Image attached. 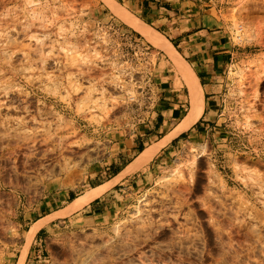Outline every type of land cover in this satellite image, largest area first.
Segmentation results:
<instances>
[{
	"label": "rangeland",
	"instance_id": "obj_1",
	"mask_svg": "<svg viewBox=\"0 0 264 264\" xmlns=\"http://www.w3.org/2000/svg\"><path fill=\"white\" fill-rule=\"evenodd\" d=\"M192 1L223 49L148 24L199 77L200 118L125 183L111 233L57 229L26 256L49 186L77 184L109 139L153 123L158 48L77 0H0V264H264V0Z\"/></svg>",
	"mask_w": 264,
	"mask_h": 264
},
{
	"label": "crops",
	"instance_id": "obj_2",
	"mask_svg": "<svg viewBox=\"0 0 264 264\" xmlns=\"http://www.w3.org/2000/svg\"><path fill=\"white\" fill-rule=\"evenodd\" d=\"M77 1L83 4L86 3L89 6V11L96 13V17H110L123 21L111 10L109 4L104 0ZM111 2L118 8H125L128 12V7L138 9L139 12L144 14V18L135 16L131 12L129 13L142 21L145 26L147 25L152 29L154 28L148 23H153L161 29H167L184 49H223L221 48V34L212 30L213 26L217 25L218 19L211 18L204 13L200 14L192 0H111ZM104 10L106 12H103ZM123 22L129 26L131 32L143 36L140 31L125 21ZM178 23H182L183 25H178ZM170 43L172 44V42ZM194 53V51H190V54ZM204 70V68L201 69V71ZM154 74L160 86L161 100L157 102L158 106L151 114L153 123L129 134L128 137L121 136L122 138L116 141L109 139L106 146V160H96L95 165H89L82 180L72 187L62 190L59 187H53L51 184L48 196L32 211L34 218L30 220V226L40 219L68 208L77 198H80L86 192L104 186L114 180L126 170L139 154L159 142L160 139L173 131L181 123L186 115L182 116L184 104L181 87L183 86V82L184 84L186 83L177 70L173 59L162 49L156 51ZM207 78L208 76H204V81ZM158 152L147 164L142 165L135 171L126 172L122 177L109 185L110 187L108 186L105 191L84 206L71 211L63 217H51L48 219L46 224L40 227L34 234L26 256H32L37 251L34 246L39 239V234H42L40 236L41 242L47 237L49 232L57 229L111 233L116 226L118 216L125 212L120 211L125 183L139 176L138 172L145 166L148 167ZM36 209L40 211H36ZM31 247L33 248L31 249Z\"/></svg>",
	"mask_w": 264,
	"mask_h": 264
},
{
	"label": "bare ground",
	"instance_id": "obj_3",
	"mask_svg": "<svg viewBox=\"0 0 264 264\" xmlns=\"http://www.w3.org/2000/svg\"><path fill=\"white\" fill-rule=\"evenodd\" d=\"M104 1L109 4L111 10L114 11V13L118 15L123 21H125L126 23H128L129 25L137 29L138 31H140L142 35L144 36V38L149 43H151L154 47L158 49L165 50L169 54L171 59H173L177 70L181 74L183 80L185 81L188 87V96H189L190 106H189L188 112L184 116V119L173 131H171L169 134H167L162 139H160L159 142L150 146L149 148L144 150L141 154H139L137 158H135V160L131 164H129L126 170H124L114 180L105 184L104 186H101L99 188L86 192L83 196H81L80 198H77V200H75L68 208L63 209V211L54 213L53 215L49 217H46L44 219H40L34 222L32 226L30 227L29 231L27 232V235L25 238L27 244L32 240L36 231L40 227L44 226L46 221L49 218L57 217V216L63 217L67 215L68 213H70L71 211L84 206L85 204L93 200V198H95L96 196L100 195L103 191H105V189H107L109 185H111L114 181L119 179V177L124 175L126 172L135 171L139 169L142 165L147 164L152 159V157L157 153V151H159L160 148L164 147L171 138L180 134L183 131L189 130L192 127V125L199 119L202 109H203V102H204L203 101V89L199 83V80L197 76L195 75V73L193 72V70L190 68V66L185 61L182 60L181 56L179 55L177 50L173 48L171 43L156 30L148 27L147 25L145 26V24H143L142 21L136 19L125 8H120V7L118 8L114 6V4L109 2L110 0H104ZM31 140H34L33 137ZM17 264H24V253L18 259Z\"/></svg>",
	"mask_w": 264,
	"mask_h": 264
},
{
	"label": "trees",
	"instance_id": "obj_4",
	"mask_svg": "<svg viewBox=\"0 0 264 264\" xmlns=\"http://www.w3.org/2000/svg\"><path fill=\"white\" fill-rule=\"evenodd\" d=\"M180 136H183L182 134Z\"/></svg>",
	"mask_w": 264,
	"mask_h": 264
}]
</instances>
